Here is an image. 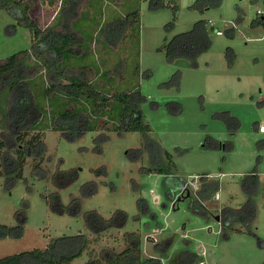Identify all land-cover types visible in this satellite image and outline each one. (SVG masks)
Here are the masks:
<instances>
[{"label": "rangeland", "instance_id": "374dc122", "mask_svg": "<svg viewBox=\"0 0 264 264\" xmlns=\"http://www.w3.org/2000/svg\"><path fill=\"white\" fill-rule=\"evenodd\" d=\"M36 2L32 14L40 16L39 24L61 29L60 8H44L40 0ZM176 2V13L171 7L153 9L150 0L80 3L72 28L80 37L84 34L91 54L70 60V67L106 93L138 89L150 131L119 132L113 128L115 119L106 113L99 117L97 130L68 141L52 128L51 108L43 102L48 112L43 121L47 127H41L46 149L41 167L47 178L44 170H35L32 158L26 161L23 177L12 185L6 175H0V223L15 225L18 212L26 215L21 238L0 239V257L44 248L52 238L81 232L89 236V244L70 264H86L100 260L104 249L122 251L128 247L127 232H136L143 253L160 258L163 264H179V256L185 252L196 254L194 264H264V133L258 130L264 121V24L254 22L264 19V0H222L203 12L191 8L195 0ZM133 9L140 13L139 28L130 27L128 37L118 45L103 46L100 28ZM200 19L212 27L210 49L195 64L188 59L168 61L164 45ZM12 24L13 16L0 7V58L31 45L29 30L23 26L11 29ZM28 63L35 93L42 96L48 77L36 59H28ZM80 66L88 70L81 71ZM6 95V89L0 91V137L12 147L11 131L2 118V110H7ZM225 112L238 120L235 131H230ZM208 136L221 145L205 147L207 142L215 144ZM155 142L163 153L172 155L171 174L143 172V167L153 166ZM9 146L6 150L14 153ZM102 166L106 174L96 175ZM58 167L78 169V180L57 189L51 177ZM252 171L259 181L252 232H230L223 237L216 216L224 207L239 208L247 201L241 180ZM189 178H195L199 188L178 200L179 185ZM92 180L98 190L81 198L78 216L50 209L47 196L58 192L63 203L69 204L81 196L82 185ZM204 184L207 192L200 196ZM141 199L146 205H140ZM192 200L202 210H195ZM92 209L105 218L124 210L128 213L126 226L102 235L90 234L84 213ZM167 241L170 245L166 247Z\"/></svg>", "mask_w": 264, "mask_h": 264}, {"label": "trees", "instance_id": "16d2710c", "mask_svg": "<svg viewBox=\"0 0 264 264\" xmlns=\"http://www.w3.org/2000/svg\"><path fill=\"white\" fill-rule=\"evenodd\" d=\"M82 1L40 0L42 4L49 7L60 8L58 14L64 15L65 20L62 28L57 29L40 26L30 12V4L27 0H0V7L15 19V24L8 27L15 29L17 26H23L29 30L31 38L29 48L0 58V91L7 90L5 98L7 110H2V118L6 128L11 131L12 137V147L3 136L0 137V175H6L10 185L23 177L28 158H32L37 172L44 170L41 165L45 159L46 149L41 127H47L46 121L43 123L45 114L48 112L44 108L45 101L51 108L49 113L52 128L61 132L68 141H76L87 132L97 130L99 117L106 113L115 119L113 128L119 132L139 131L147 134L150 131L141 108L143 98L138 89L130 92L106 93L94 86L88 77L81 76L70 67V60L83 59L91 50L89 42H85L84 34L80 37L72 30L71 21L76 17ZM221 3L222 0H195L191 8L203 12ZM150 7L153 9L171 7L174 13L178 11L176 0H150ZM254 22L264 24V19L257 18ZM132 26L133 28L140 26L138 9L108 21L100 28V32H103L100 37L105 44L117 45L128 37V30ZM211 28L207 20L200 19L190 30L175 34L163 47L167 60L174 62L179 59H188L195 64L197 58L210 49ZM80 49H82L81 53H79ZM31 58L39 62V69L45 70L48 77L45 85L42 86V96L39 97L35 93L28 73L30 66L28 59ZM79 69L88 70L84 66H80ZM226 113L223 117L230 131H235L239 124L238 120ZM208 138L213 139L210 136ZM213 140L215 144L207 142L204 146L218 148L221 145L219 140ZM100 141H103V137ZM7 146L12 148L14 153L11 154L9 150H6ZM156 147L157 153L151 161L153 166L143 167V172L171 174L172 155L168 151L163 153L158 144ZM44 172L47 178L46 171ZM105 174L106 169L103 166L96 170V175ZM79 175L80 172L76 168L64 170L58 167L51 179L57 189H63L76 182ZM184 184L185 182H181L179 187H183ZM241 186L248 196L247 201L239 208L224 207L218 214L223 237H228L230 232L244 230L252 232L251 226L256 218L254 196L259 191L256 171L245 174L241 180ZM97 190V182L92 180L82 185L81 196L72 198L69 204L63 203L58 192L50 194L46 199L53 212L68 213L75 217L82 211L81 198L90 197ZM206 192L207 188L204 184V188L198 194L204 196ZM139 203L141 206L146 205L144 199H141ZM191 206L197 211L202 210L196 200H192ZM17 219L18 223L15 225L0 223V239H19L23 236L26 222L25 211L18 212ZM127 220L128 213L124 210H116L109 218H105L94 209L84 213V223L93 235H102L114 228L122 229L126 226ZM126 236L128 247L120 252L113 248L104 249L100 260L91 259L86 264H163L160 258L146 256L143 253L142 240L136 232H127ZM88 244L87 234L79 232L73 235H61L50 239L44 248L36 247L0 257V264H70L83 254ZM168 245L170 241L166 242V247ZM185 253L179 256V264H194L196 254Z\"/></svg>", "mask_w": 264, "mask_h": 264}, {"label": "built area", "instance_id": "2783aa9c", "mask_svg": "<svg viewBox=\"0 0 264 264\" xmlns=\"http://www.w3.org/2000/svg\"><path fill=\"white\" fill-rule=\"evenodd\" d=\"M60 4L61 3H59V5ZM216 33L217 34H222V31L221 30H217ZM258 130H259V132L264 133V121L258 124ZM198 188H199V186H198V183H197L196 179L195 178H189V180L186 181L184 186H183V191L187 192V190H189L191 192L193 190H197ZM216 195H217L216 198H218L219 194L217 193Z\"/></svg>", "mask_w": 264, "mask_h": 264}, {"label": "crops", "instance_id": "0c3cea01", "mask_svg": "<svg viewBox=\"0 0 264 264\" xmlns=\"http://www.w3.org/2000/svg\"><path fill=\"white\" fill-rule=\"evenodd\" d=\"M28 2H29V4H30V12H31V14L33 13V11H34V7H35V5H37V0H27ZM39 1V0H38ZM42 7H47V5H45V4H40ZM34 14V13H33ZM32 14V15H33ZM34 16V15H33ZM123 16V15H122ZM35 17V19L38 21V23H39V18H40V16L39 15H35L34 16ZM76 17H77V15H76ZM76 17L74 18V19H72V21H71V24L73 23V20L75 21V19H76ZM120 17V16H119ZM117 18V17H116ZM115 19V18H114ZM64 20H65V18H64V15H62L61 14V28H62V25H63V23H64ZM113 20V19H112ZM109 21H111V20H109ZM40 25V24H39ZM40 26H42L43 28H45L43 25H40ZM73 26V25H72ZM72 29V28H71ZM73 30V29H72ZM75 31L77 32V34H78V31L75 29ZM218 35H220V34H218ZM121 43V42H120ZM101 44L103 45V46H107V47H112V46H116V45H108V44H105L103 41H102V39H101ZM118 45V44H117ZM89 54H91V51H90V53Z\"/></svg>", "mask_w": 264, "mask_h": 264}, {"label": "water", "instance_id": "95a60500", "mask_svg": "<svg viewBox=\"0 0 264 264\" xmlns=\"http://www.w3.org/2000/svg\"><path fill=\"white\" fill-rule=\"evenodd\" d=\"M189 195H190V191L187 190L185 196H189ZM181 198H182V196H180V197L178 198V200H180ZM216 219L219 220V215L216 216Z\"/></svg>", "mask_w": 264, "mask_h": 264}, {"label": "flooded vegetation", "instance_id": "af4514ba", "mask_svg": "<svg viewBox=\"0 0 264 264\" xmlns=\"http://www.w3.org/2000/svg\"><path fill=\"white\" fill-rule=\"evenodd\" d=\"M180 189H181V196H182V197H185L186 192L183 191V187H181ZM184 193H185V194H184ZM189 196H190V195H189Z\"/></svg>", "mask_w": 264, "mask_h": 264}]
</instances>
